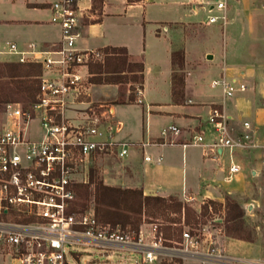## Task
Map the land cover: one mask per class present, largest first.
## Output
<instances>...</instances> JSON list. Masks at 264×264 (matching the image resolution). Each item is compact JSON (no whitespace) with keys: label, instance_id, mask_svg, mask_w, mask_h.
Listing matches in <instances>:
<instances>
[{"label":"built area","instance_id":"obj_1","mask_svg":"<svg viewBox=\"0 0 264 264\" xmlns=\"http://www.w3.org/2000/svg\"><path fill=\"white\" fill-rule=\"evenodd\" d=\"M79 1L58 0L50 7V21L62 32L58 45L45 49L36 43L22 47L8 42L0 49V56H9L10 61L43 67L37 101L26 108L21 103L7 104L0 122V247L18 264H71L70 257L78 256L80 248L136 253L140 256L136 264H264L230 254L208 227L196 231L185 227L181 242H169L159 222H145L139 231L123 232L101 224L94 208L70 213L76 196L74 185L85 182L79 178L90 174L95 158L114 153L124 159L133 146L118 138L123 126L113 107L75 109L90 64L105 57L99 49L78 47ZM195 2L208 6L210 12L227 7L224 0ZM220 20L226 21V15L209 18L210 23ZM211 87L220 88L225 99L247 89L244 83L237 88L225 75L212 81ZM35 121L38 130L33 127ZM208 124L212 139L209 141L203 130L188 144L202 147L207 156L220 157L227 152L230 173H239L242 167L235 154L254 144L251 122L245 121L244 132L236 133L226 112L215 107ZM170 133L179 135L181 129L172 125L162 136Z\"/></svg>","mask_w":264,"mask_h":264},{"label":"rangeland","instance_id":"obj_2","mask_svg":"<svg viewBox=\"0 0 264 264\" xmlns=\"http://www.w3.org/2000/svg\"><path fill=\"white\" fill-rule=\"evenodd\" d=\"M87 1L88 0L79 1L81 8L80 12L85 21H88L90 14V10L86 8L90 2ZM193 1L194 0H155L154 5L151 2H146L140 6L134 5L131 8L126 7L127 11L125 13L123 10L121 11L122 14L126 15L122 16L121 23H123V27L115 31V36L120 40H124V42H128L131 49L135 52L140 47L145 48L147 50L146 62L150 69L152 65L150 57L152 54L151 45L153 41L151 30L153 27L150 26V24H146L147 35L144 37V35L139 32L137 23L143 21L144 17L147 20L146 22L157 18L163 21H173L177 19L197 22L193 26L187 25L179 29L183 33V40L181 42L184 43L181 47L177 48L178 50H183V47L187 46L189 61L195 63L193 65L196 66V73L193 78L199 80L205 91H214L217 93L221 89H211V82L220 78L224 71L223 67L227 66V79L237 88H240L243 82L247 86V89H249H246L247 92L238 90L235 97L238 95L241 96L244 93L248 98H252L254 108H264V0H224L227 2L225 10L219 11L216 8L212 12L209 11L208 6L204 8V5L197 4L202 7L200 8L199 15H195L194 12L191 11V7L194 3ZM11 8V5L0 4V49H3L8 42H21L30 38L37 39L43 35L44 31H59L60 29L59 26L47 23V19L50 16V10L48 8L33 9L28 7L24 0L16 3V16L19 20L35 18L36 16L37 19L44 22L39 23V26H30L29 24L22 23V21L20 23L8 21V15L5 16L4 12L10 11ZM222 14L226 15V21L220 20V22L216 24H211L209 22L211 15ZM130 15H132L131 18ZM137 18L139 21L136 20ZM126 22H128L127 25L130 26H125ZM212 27L218 30L219 39L214 38ZM89 41L92 46H98L101 42L100 38L96 39L93 36L90 37ZM207 50H211L210 54L216 56L214 65L205 60L204 54ZM0 58H2L1 61H10L11 59L6 55H1ZM233 71L236 77L232 75ZM87 73L89 76H87L86 85L83 88L81 96L77 100V102H80L77 103V107H80L79 109L85 110L92 108L95 111H99L98 109L101 105H105L107 109V107L116 104L119 99L129 98L131 94L130 85L116 86L94 84L91 82L93 74L90 68H88ZM184 75H186V73H184ZM154 82H156L155 76L149 74L147 95H150L151 100H154ZM140 90L141 89H138L136 92L138 100H140L142 96ZM229 99L234 98L232 97ZM230 103L232 104V102ZM21 104L24 108L30 106L24 103ZM232 105H234V103ZM5 108L6 105H3L0 110V122L4 121ZM119 109L120 107H118V110ZM138 109V107L130 108L127 113L122 115V118H127V126L130 122L135 124V112L140 111ZM257 118V120H254L252 117L248 116L245 120V118L242 117L240 123L236 122L231 124V126L235 128V132L240 133L244 132V129H241V122L249 121L252 124L253 130L251 133L254 135V144L248 149L245 159L249 167L256 169L257 175L252 176V173L248 172L251 181V189H249L250 191L246 199L243 200V203H245L244 205H253V207L249 210L246 208L247 206L241 205L244 210V227L245 230L251 234L252 242L240 240L245 242V249L235 246L236 240L239 239L227 237L224 227L213 222L214 219L218 220L226 216L223 207H220L221 211L218 213L211 212L210 216L208 218L206 217V222H200L195 226H184L183 230L185 227L191 231L208 227L216 232V235L220 237L221 244H223L230 254L264 263V115L257 116ZM33 127L35 130H38L39 122L35 121ZM137 130H140L139 123H137ZM92 166L98 169V176L108 185L121 187L132 185L131 178L134 175H121V173L128 168V164L122 159H119L114 153L98 155L93 161ZM88 177L89 175L85 178L81 176L79 179L80 181L87 182ZM191 201L200 211L204 202L208 204L210 199L190 200V202ZM91 208H93L92 204L88 210ZM150 221L159 222L163 226L165 225L160 219L144 220L143 224L145 222L150 223ZM78 251V256L70 257L71 264H136V260L140 259V256L136 253L123 251L102 252L97 248H80ZM0 264H13L12 255L8 250H4L3 247H0Z\"/></svg>","mask_w":264,"mask_h":264},{"label":"crops","instance_id":"obj_3","mask_svg":"<svg viewBox=\"0 0 264 264\" xmlns=\"http://www.w3.org/2000/svg\"><path fill=\"white\" fill-rule=\"evenodd\" d=\"M20 1L22 0H0V4L12 6L10 11L4 12L5 16L8 15V21L12 23H20L22 21V23L29 24L30 26H39V23H44L42 20L37 19L36 16L35 18L19 20L16 16L15 8L16 3ZM24 1L28 7H30V4L52 5L55 2L48 0ZM87 2H90L86 7L90 10V14L88 21H85L80 12L79 30L81 37L78 41V47L83 50L102 49L108 46L126 47L133 60L143 61L145 64V81L139 102L131 104L116 103L111 106L113 107L116 120L120 121L123 126L118 138L133 143L129 157L122 159L115 154L119 159L128 164V168L121 175H134L131 178L132 185L128 187L142 189L146 195L176 196L188 202L190 200L212 199L224 203L226 198L231 196L241 205H244L243 200L246 199L250 191L249 189H251V181L248 175V172H251V167H249L245 159L247 151H240L235 154L236 162L241 165L242 169L237 174H231L230 155L227 152L220 157L214 155L207 156L202 147L189 145L188 143H190L194 134L203 130L208 133V140L212 139L213 135L209 134L210 126L208 120L212 109L215 107L219 108L220 106L226 112L230 124L240 123L242 117L246 120L248 116L257 120V116L264 115V108H254L252 98H248L244 93V96L242 94L241 96H234V99H225L221 90L217 93L205 91L199 80L193 78L196 73V66L193 65L195 63L189 61L187 46L183 47L185 66L182 70L183 73H186L185 95L183 100L175 101L173 53L178 51L177 48L181 47L184 43L181 42L183 40V33L179 29L187 25L193 26L197 22L177 19L163 21L159 20L160 18L146 22L145 17L143 21H139L137 18L136 20L139 21L137 23L139 32L144 37L147 35L146 24H150L153 27L151 30L153 38L151 45L152 54L150 57L152 65L149 69L146 62L147 50L140 47L136 52L133 51L128 42H124V40H120L115 36V31L123 27V23L121 22L122 16L125 14H122V10L125 13L127 8H131L134 5L140 6L146 2H151L154 5L155 0H141L134 3H129L128 0H104L102 14H99L97 10H92V0H88ZM193 2L191 11L195 15H199L200 8L202 7L198 6L197 4L199 3H196L195 0ZM50 7H48L49 10ZM30 8L44 9L39 7ZM50 19L51 10L47 23L52 24ZM212 29L214 38L219 39L218 30L214 27ZM91 36L96 39L100 38L101 42L98 46L90 44L89 39ZM61 38L62 32L59 29V31H44L43 35L37 39L30 38L21 42H12H17L22 47L36 43L48 49L58 45ZM210 53L211 50H207L204 54L205 60L214 65L216 56L214 55L213 60H208L207 56ZM223 70L222 76H226L228 67L224 66ZM149 74L154 75L156 79V82H154V100H151L150 95H147ZM234 74L233 71L232 75L236 77ZM210 88L213 89L211 85ZM230 102L234 103V105ZM118 107H120L119 110ZM135 107H138V110H140L135 112L136 122L135 124L130 122L127 126V118H122V115L127 113L130 108ZM79 108L77 105L75 106V109ZM244 122H241V124L243 125ZM137 123H139L140 130H137ZM172 125L179 127L181 134L170 133L168 137H163L162 131ZM242 125L241 129L243 130L244 127ZM146 157H150L151 160L147 161ZM236 241L235 246L246 248L245 242ZM13 264H18V262L13 259ZM187 264L197 263L188 262Z\"/></svg>","mask_w":264,"mask_h":264},{"label":"trees","instance_id":"obj_4","mask_svg":"<svg viewBox=\"0 0 264 264\" xmlns=\"http://www.w3.org/2000/svg\"><path fill=\"white\" fill-rule=\"evenodd\" d=\"M141 0H128L129 3ZM30 7L48 8L51 4H30ZM104 0H92V10L102 14ZM105 53L103 61L90 64L94 84L131 86L128 99H119L116 103L139 102L138 89L143 90L145 64L135 61L126 47L108 46L99 49ZM185 53L178 50L173 53V84L175 101H181L185 95ZM43 74L41 64L16 61H0V110L9 103L31 105L37 101L40 91V77ZM138 85V86H136ZM220 108V106H219ZM98 169H90L87 182L74 185L75 199L70 213H81L93 205L97 220L120 231H139L144 220H162V229L169 242H181L184 226H195L206 220L212 213H218L223 207L226 216L213 222L224 227L227 237L252 242V236L244 227V210L241 204L227 197L225 203L210 199L204 202L199 211L194 203L186 202L176 196L163 197L146 195L142 189L112 186L99 176ZM221 207V208H220ZM151 222V221H150ZM206 222V221H205Z\"/></svg>","mask_w":264,"mask_h":264},{"label":"water","instance_id":"obj_5","mask_svg":"<svg viewBox=\"0 0 264 264\" xmlns=\"http://www.w3.org/2000/svg\"><path fill=\"white\" fill-rule=\"evenodd\" d=\"M207 59H208V60H213V59H214V55H213V54H209V55L207 56ZM221 152H222V150H220V153H221ZM251 173H252L253 176H256V175H257V171H256V169H255V168H251ZM244 206H247L246 208H248L249 210H251L252 207H253V205H244Z\"/></svg>","mask_w":264,"mask_h":264}]
</instances>
